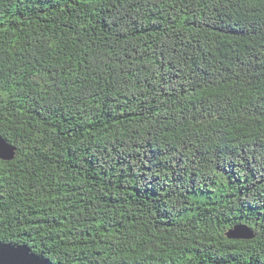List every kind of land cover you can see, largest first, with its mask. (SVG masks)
<instances>
[{"label":"trees","instance_id":"trees-1","mask_svg":"<svg viewBox=\"0 0 264 264\" xmlns=\"http://www.w3.org/2000/svg\"><path fill=\"white\" fill-rule=\"evenodd\" d=\"M0 134V241L264 264V0H0Z\"/></svg>","mask_w":264,"mask_h":264},{"label":"water","instance_id":"water-1","mask_svg":"<svg viewBox=\"0 0 264 264\" xmlns=\"http://www.w3.org/2000/svg\"><path fill=\"white\" fill-rule=\"evenodd\" d=\"M16 146L0 134V158L11 160L15 157ZM231 239H251L255 231L247 224L239 223L226 232ZM0 264H51L50 260L41 253H36L25 243L0 241Z\"/></svg>","mask_w":264,"mask_h":264}]
</instances>
